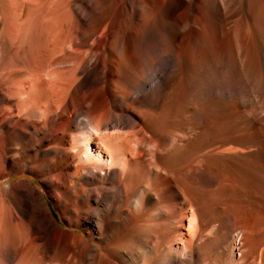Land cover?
<instances>
[{
	"label": "bare ground",
	"instance_id": "bare-ground-1",
	"mask_svg": "<svg viewBox=\"0 0 264 264\" xmlns=\"http://www.w3.org/2000/svg\"><path fill=\"white\" fill-rule=\"evenodd\" d=\"M0 264H264V0H0Z\"/></svg>",
	"mask_w": 264,
	"mask_h": 264
},
{
	"label": "rangeland",
	"instance_id": "rangeland-1",
	"mask_svg": "<svg viewBox=\"0 0 264 264\" xmlns=\"http://www.w3.org/2000/svg\"><path fill=\"white\" fill-rule=\"evenodd\" d=\"M15 178V179H14ZM10 181H27V182H31L33 185H35V186H37L38 187V189L40 190V191H44V189H43V187H42V185L35 179V178H33L32 176H30V175H28V174H24V175H22V176H18V177H11L10 179H9ZM8 180V181H9ZM46 197V199H47V196H45ZM49 205L51 206V208H52V210H53V213H54V215L56 216V219H57V221L59 222V224H61V226L63 227V228H66V226L64 225V223H63V221H62V218H61V216H60V214H58L57 213V211L54 209V207H53V205L50 203V201H49Z\"/></svg>",
	"mask_w": 264,
	"mask_h": 264
}]
</instances>
